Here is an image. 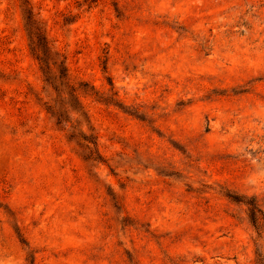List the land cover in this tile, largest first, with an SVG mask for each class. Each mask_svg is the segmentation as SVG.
Returning <instances> with one entry per match:
<instances>
[{
    "label": "rangeland",
    "instance_id": "obj_1",
    "mask_svg": "<svg viewBox=\"0 0 264 264\" xmlns=\"http://www.w3.org/2000/svg\"><path fill=\"white\" fill-rule=\"evenodd\" d=\"M0 264H264V0H0Z\"/></svg>",
    "mask_w": 264,
    "mask_h": 264
},
{
    "label": "trees",
    "instance_id": "obj_2",
    "mask_svg": "<svg viewBox=\"0 0 264 264\" xmlns=\"http://www.w3.org/2000/svg\"><path fill=\"white\" fill-rule=\"evenodd\" d=\"M30 18H32L31 15H29ZM32 20L35 22V25H34V28L36 29L35 30V44L33 47H31V51L32 53L34 54V57L39 60V61H43L44 60V56L47 55V58H50L49 54L51 53V49L49 48V45L47 44L42 32H41V29H40V26L37 25V19L35 18H32ZM250 220L252 222V224H255V221H256V218L254 216V213L251 212L250 213Z\"/></svg>",
    "mask_w": 264,
    "mask_h": 264
}]
</instances>
